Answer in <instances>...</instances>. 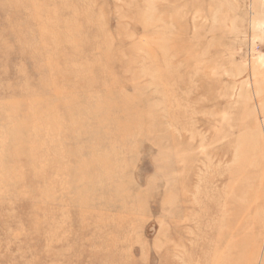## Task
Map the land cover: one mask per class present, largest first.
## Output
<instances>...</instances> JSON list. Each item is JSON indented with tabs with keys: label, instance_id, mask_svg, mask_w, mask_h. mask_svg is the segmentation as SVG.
Wrapping results in <instances>:
<instances>
[{
	"label": "rangeland",
	"instance_id": "rangeland-1",
	"mask_svg": "<svg viewBox=\"0 0 264 264\" xmlns=\"http://www.w3.org/2000/svg\"><path fill=\"white\" fill-rule=\"evenodd\" d=\"M0 264H264V0H0Z\"/></svg>",
	"mask_w": 264,
	"mask_h": 264
}]
</instances>
